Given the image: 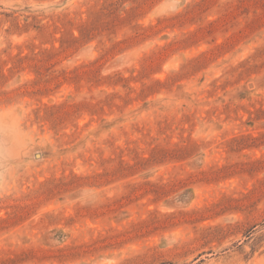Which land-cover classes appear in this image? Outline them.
<instances>
[{"label": "rangeland", "instance_id": "rangeland-1", "mask_svg": "<svg viewBox=\"0 0 264 264\" xmlns=\"http://www.w3.org/2000/svg\"><path fill=\"white\" fill-rule=\"evenodd\" d=\"M0 264H264V0H0Z\"/></svg>", "mask_w": 264, "mask_h": 264}]
</instances>
